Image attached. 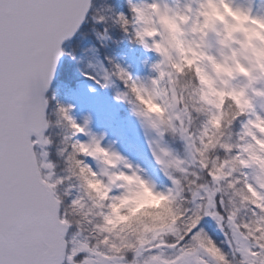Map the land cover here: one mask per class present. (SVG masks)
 <instances>
[{
	"label": "snow or ice",
	"instance_id": "1",
	"mask_svg": "<svg viewBox=\"0 0 264 264\" xmlns=\"http://www.w3.org/2000/svg\"><path fill=\"white\" fill-rule=\"evenodd\" d=\"M102 2L0 0V264H264V130L256 126L264 121V80L258 93L248 89L247 108L234 93L208 104L204 66L170 56L165 36H149L140 23L161 0H127V11ZM256 9L264 13V0H249L248 10ZM131 37L159 57L147 83L110 55L99 60L100 49ZM204 43L211 58L219 42L209 34ZM72 66L116 89L118 102L148 91L165 108V121L151 118V130L142 128L156 179L111 147L120 169L83 151L105 149L58 99ZM234 88L240 93L247 81L238 77ZM127 176L169 199L177 219L157 236L113 246L109 225L128 197Z\"/></svg>",
	"mask_w": 264,
	"mask_h": 264
},
{
	"label": "rangeland",
	"instance_id": "2",
	"mask_svg": "<svg viewBox=\"0 0 264 264\" xmlns=\"http://www.w3.org/2000/svg\"><path fill=\"white\" fill-rule=\"evenodd\" d=\"M136 2L139 3L142 2V0H137ZM213 2L221 9L227 4L233 11L239 10L249 15L251 18L264 20V18H261L264 17V13H259L258 15L254 14V12H259L261 9H256L254 11L248 10L249 0H213ZM259 2L260 0L257 3ZM207 3L208 0H161L160 5L150 6L143 10V19L140 23L146 30L152 31L153 35H155L157 31L164 35L163 28H166V25L162 22V17L167 15L170 19L176 22L179 28L176 40L180 52L179 57L182 62H188L192 57V52L201 51L200 56L202 57V60L198 63L204 66L203 75L211 82V88L205 84L208 87V104H211L217 99H221L222 92L226 90L224 84L226 79L223 76V71H226V77L229 79L228 94L236 93L234 83L238 77H242L247 81L248 88H245L240 92L242 93V97L238 100H240L242 105L245 101L249 103L248 89L251 88L254 92L258 93L259 89H256L255 85L259 81L264 80V78H261V74L259 79L258 71L260 68L256 69V66L253 63L255 54L252 48L246 47V37L240 32H237L238 34H236V32L232 33L234 35L236 34V36L233 42L224 49L229 37L228 25L233 23V21L231 17L227 15L223 21H209L207 17L203 15ZM209 23L210 34L219 42L215 48L214 55L211 58H207L204 54V37L206 36L205 28ZM253 43L255 44H253L255 48L264 47V42L262 41H253ZM139 51L140 53L138 52L137 57H132L130 60H127V62H129L127 70L133 75V77L147 83L156 75L152 66L159 61V57L154 52L145 50L142 45H140ZM126 57L127 56L123 57V61L126 60ZM89 59L96 65V70L99 71L100 66L97 57L90 55ZM99 60L102 61L103 59L99 56ZM123 63L124 62L119 59L118 64L124 65ZM106 65L107 64L105 63V66ZM238 65L245 69L246 74L237 70ZM249 68L253 70V77H249ZM225 69L231 70V72L229 73V71ZM88 71L91 72L92 70L89 69ZM249 80H253V86L250 84ZM100 88L99 85L92 86L90 84H84L81 86L78 101L77 103H73V111L71 113L73 119L82 125L87 121L88 130L92 135L101 138L100 143L105 151L111 147L112 151L119 153L124 159H128L133 165H138L147 169L149 174L156 179L157 176H154L155 166L151 163V156L142 130V128H145L150 131L149 120L156 116L154 115L155 117H151L148 115L147 109L141 104V99L148 100L151 98L155 104L157 103L148 91H144L138 92V103L132 108L124 109V107L119 105L115 106L109 100L103 107L102 101L105 100L101 97L103 92H101L102 90ZM234 98L237 99L235 96ZM101 107L104 108L105 112H103L104 110L101 111ZM137 108H142L146 115L138 117L135 112ZM121 109H123L124 112L118 116V111ZM156 119H159L161 122L163 121L161 118ZM116 122L117 124L120 123L121 127L119 128V131H115L113 128ZM126 134L127 137L131 139H128V142L126 139L124 140ZM83 138V140L89 139L87 136H84ZM262 149H264V146H262ZM89 163L92 164L94 168L97 166L95 161L90 162L89 160ZM105 166L111 171L122 168L123 163L119 160L118 162H114V164L105 163ZM132 177L135 180V177ZM122 184L125 187V191L128 192V197L126 199L128 203L125 205H127L129 209L131 208V210L137 209V205L133 203L135 194L143 192L145 187L153 196H159L142 182L128 184L126 180H123ZM141 185H143V187H141ZM117 206H119V204ZM118 217H120L118 213L114 212L112 221L120 220V228L117 227L111 232L113 246H119L135 240L132 236L134 233L138 232L137 227H130V224L123 226L122 219H119ZM174 224L175 222L170 223L169 225H164L166 226L165 228L153 231L148 235L157 236L170 230ZM141 239H143V237Z\"/></svg>",
	"mask_w": 264,
	"mask_h": 264
},
{
	"label": "trees",
	"instance_id": "3",
	"mask_svg": "<svg viewBox=\"0 0 264 264\" xmlns=\"http://www.w3.org/2000/svg\"><path fill=\"white\" fill-rule=\"evenodd\" d=\"M110 3H117L124 11H127V0H103L101 6H102V8H108L111 6ZM209 26H210V23L207 24V28H206V33L208 35L210 34ZM163 29H164L163 33H164V36L166 39L168 54L170 56H172V55L179 56L180 52H179L178 43L176 40L177 33L173 34L170 31V29H168L167 26H166V28H163ZM238 33L236 32V34H238ZM236 34L235 35L232 34L231 36L228 37L227 43H226L224 49H226V47L229 46L233 42ZM112 35H113L114 40L120 39V36H121V34L119 32H113ZM257 41H259V40H256V42ZM91 43H92V41H89V44H91ZM140 45L141 44H139V43L134 44V43L129 42V39H123V40H121L120 43H112V44H110V46L108 48L100 49L99 56L101 59L104 60V57L106 54L110 55L115 60L116 63H118L119 59H121L122 62H124L123 63L124 65H121V66L127 69L129 67V65H128L129 62H127V60H130L132 57H137L138 52L140 53V51H139ZM193 54H195V55H193ZM200 55H201V51L200 52L194 51V52H192V57L190 58V60L188 62L183 61V63L186 65L189 62H192V63L201 62L202 57ZM122 56L123 57L127 56L125 61H123ZM105 63L107 64L106 61H105ZM253 63L255 64L256 69L260 68L258 71L259 79H260V74H261V78H264V66H262L261 62L257 61L256 56L253 58ZM107 66L108 65H106V67ZM253 75H254L253 70H251L250 76L253 77ZM223 76L226 79L224 81L226 90L223 93H227V90L229 87L228 86L229 79L226 77V71H223ZM64 79L67 81L66 88L63 91H61L58 99H60V101L62 103L72 105V107H73V103H77V101H78V95H79V91H80V88L82 85L90 84L92 86H98L93 81H90L89 79H87L86 76H83L79 72H77L75 69V66H72L67 72H65ZM251 83L253 86V80H251ZM100 89L102 90L101 92H103L101 94V97L105 100V101H102L103 107H104V105L107 104L108 100L111 101L115 106L119 105L121 107H124V109L125 108H132L136 103H138L137 93L134 97L129 96V99L127 102H118L115 99L116 89L111 88V87L107 88V89H103V88H100ZM207 90H208V87L205 85V91L203 93V96H204V99L208 103ZM233 99H235L234 96H233ZM235 100H236L237 104L240 105L241 108H247L249 105L248 102L246 103V105L245 104L242 105L240 100H238V99H235ZM157 105L161 109H163V115H157L155 113L147 111L148 115L151 117L156 116L155 118H161L163 121H165L166 117H167V112L162 105H160V104H157ZM103 107H101V111L104 110ZM103 112H105V110ZM123 112H124L123 109L119 110L118 116H120ZM120 127H121L120 123L117 124V122L113 126L115 131H119ZM81 139L83 140L84 138L81 137ZM125 139H126V141L128 139H130L127 137V134L124 136V140ZM53 158L55 159V157H53ZM90 162H94V161L90 160ZM57 166L61 167L62 162H58ZM157 175L158 174H157L156 170H154V176H157ZM157 183L159 184L160 181L157 180ZM101 190L102 189H100L99 191H101ZM159 196H161V195H159ZM177 211H178V209L176 208V206L169 199H167V202L163 205H155L152 203H148V204L145 203L140 209H137L135 211L131 210V208L129 209L128 206L125 205L124 207L120 208L118 215L120 216L119 219H122L123 226L130 224V227H137L138 232L134 233L132 236V238H135V241H137V240H140L142 237L144 238L146 236H149L148 234H151V232H153V231H157L158 229L165 228L166 226H164V225H169L170 223L176 222V219H177L176 212ZM153 226H160V227H153ZM117 227L120 228V220L119 221H117V220L112 221V223L109 225L111 232ZM209 231L218 239H222V236L219 234V232H217L215 230L214 225L209 226Z\"/></svg>",
	"mask_w": 264,
	"mask_h": 264
},
{
	"label": "clouds",
	"instance_id": "4",
	"mask_svg": "<svg viewBox=\"0 0 264 264\" xmlns=\"http://www.w3.org/2000/svg\"><path fill=\"white\" fill-rule=\"evenodd\" d=\"M203 15L207 17L209 21H213V20L223 21L226 15L231 17L233 23L228 25L229 36H231L232 33L235 32L243 33L244 36L246 37V47L252 48L257 58V61L261 62L262 66H264V47L255 48L253 46V41L259 40L264 42V20L251 18L249 15L239 10L233 11L227 4H225L223 9H221L220 7H217V5L213 2V0H208L206 10L204 11ZM162 22L168 27V29H170V31L173 34L179 31L176 22L170 19L167 15H164L162 17ZM148 35L149 36L153 35V32L149 31ZM129 42L134 44L138 43L135 37H131L129 39ZM237 70L240 71L241 73H245V69L241 68L239 65L237 66ZM227 71H229V73L231 72V70H227ZM201 79L205 84L209 86V88H211V82L208 80L206 76L202 74ZM233 95L237 99H240L242 97V93L240 94L234 93ZM141 103L145 106L147 111L155 113L157 115H163V109H161L157 104H155L151 98H149L148 100L141 99ZM246 103L247 102L245 101L244 104L246 105ZM256 126L261 130H264V121L258 123ZM83 151L85 152L93 151L95 155L106 164H114V162L119 161L117 157L110 155L107 151H104L103 149L90 150L85 148L83 149ZM122 179L126 180L128 184L139 182L136 178L134 180L132 176L122 177ZM92 187L97 191L101 189V185L99 184H93ZM141 187H143V185H141ZM166 202H167L166 197L153 196L152 193L146 187L144 188L143 192L135 194V199L133 201V203L137 205V209L139 207H142L145 203L163 205ZM127 203H128L127 200L121 202L119 206L115 207L114 212L119 213L120 208L124 207L125 204ZM135 210L136 209H133V211Z\"/></svg>",
	"mask_w": 264,
	"mask_h": 264
}]
</instances>
